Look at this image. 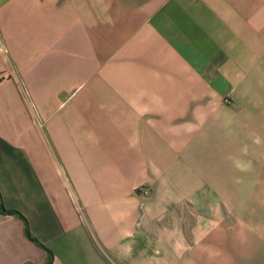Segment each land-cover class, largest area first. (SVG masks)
I'll use <instances>...</instances> for the list:
<instances>
[{"label":"crops","instance_id":"crops-1","mask_svg":"<svg viewBox=\"0 0 264 264\" xmlns=\"http://www.w3.org/2000/svg\"><path fill=\"white\" fill-rule=\"evenodd\" d=\"M0 202V264H264V0H0Z\"/></svg>","mask_w":264,"mask_h":264},{"label":"trees","instance_id":"trees-1","mask_svg":"<svg viewBox=\"0 0 264 264\" xmlns=\"http://www.w3.org/2000/svg\"><path fill=\"white\" fill-rule=\"evenodd\" d=\"M0 209H1L2 211L8 212V213H17V214H20V213H19L18 211H16V210H10V209H5V208H3L1 202H0ZM25 231H26L28 237H30L31 239H34L33 237L30 236V234H29V232H28V230H27L26 228H25ZM47 251H48V253H49V256H48L47 260H46L43 264H48L49 261H50V259H51L50 252H49L48 249H47Z\"/></svg>","mask_w":264,"mask_h":264},{"label":"built area","instance_id":"built-area-1","mask_svg":"<svg viewBox=\"0 0 264 264\" xmlns=\"http://www.w3.org/2000/svg\"><path fill=\"white\" fill-rule=\"evenodd\" d=\"M143 192H147V188L143 190Z\"/></svg>","mask_w":264,"mask_h":264}]
</instances>
